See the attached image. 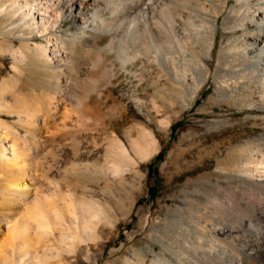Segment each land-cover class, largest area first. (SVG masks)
Wrapping results in <instances>:
<instances>
[{
	"label": "rangeland",
	"instance_id": "374dc122",
	"mask_svg": "<svg viewBox=\"0 0 264 264\" xmlns=\"http://www.w3.org/2000/svg\"><path fill=\"white\" fill-rule=\"evenodd\" d=\"M25 1L0 0V264L12 249L29 253L25 264H264V100L214 78L235 37L224 16L204 0L179 8L180 39L188 20L218 25L210 78L189 104L154 66L143 82L115 78V53L104 51L113 35L82 36L75 12L61 34L77 45L50 66L34 53L47 38L25 23ZM173 45L167 56L182 67L204 51ZM41 209L49 223L36 228Z\"/></svg>",
	"mask_w": 264,
	"mask_h": 264
},
{
	"label": "bare ground",
	"instance_id": "6f19581e",
	"mask_svg": "<svg viewBox=\"0 0 264 264\" xmlns=\"http://www.w3.org/2000/svg\"><path fill=\"white\" fill-rule=\"evenodd\" d=\"M33 1L26 0L18 8L21 11L24 10L25 23L34 26L38 33L47 38V45L37 46L34 53L40 52L41 57L46 58L50 66L55 59L63 63L67 58V51L74 50L75 45H77L78 36H74L71 38L73 40L69 39L68 41L61 34L63 22L75 12L81 21L82 36L89 34V31L111 33L113 35L109 44L104 47V51L106 55L111 52L115 53L114 59L115 62H118L117 67L115 64V78H118L124 72L143 82L147 70H150L149 66H154L161 75L168 78L174 87L179 88L177 89V92L179 90L178 95L189 104L194 102L195 97L210 78L211 70L208 61L213 58L212 48L215 39L214 31L218 26L217 20H203L204 22H201V24L188 20L187 27L184 29L185 32H182L185 33L184 40L180 39L181 36L178 38L177 35L179 29L177 22L180 20V15L183 14L182 12L180 14L179 10L184 9L185 12L189 10L187 4L191 0L187 4L185 3L186 0H181L176 6L171 5L174 8L177 7L173 8L174 10L167 4L168 2L171 3V0H147L146 3L144 0H94L95 5L91 12H87L86 0ZM205 1L211 6L216 17L224 16L223 29L235 35L231 38L230 44L225 45L219 51V63L216 71H214V78L221 81L225 76L230 77L235 80L234 85H242L251 90L252 93H254L251 89L252 86L256 87L264 100V0H234V5L227 12L226 9L230 0ZM203 5L204 8H201V10L204 9L205 11L207 6L205 3L202 4V7ZM201 10L198 9V11ZM106 11L110 13L111 18H106L104 14ZM117 21H120L119 25H117ZM251 26L257 29L251 31ZM240 32L241 34L237 36ZM167 40L169 45L165 43ZM172 44L175 45L176 51L179 50L182 55H186L188 47L191 45L198 46L202 44L204 51L199 56L200 59H196L195 62L187 60V65L182 67L178 64L176 58L167 56L169 52L167 48L171 47ZM25 48V52L32 50L30 45H26ZM22 55L21 58H23ZM24 55L26 54L24 53ZM102 56H100V59L98 58L99 62L104 60ZM134 68L138 69L134 70ZM191 80H193V84H191ZM222 82L225 81L222 80ZM174 90L176 93V89ZM99 97H101V94H99ZM98 105L102 106L101 102ZM27 118L25 119L29 121ZM10 151L13 157L21 156V148L19 147L11 146ZM26 158L23 159L28 163ZM259 164H264V158L259 161ZM54 185L55 189H53L61 192L60 183L56 182ZM14 187L18 190L19 185L17 184ZM8 188L14 196H18L19 191L11 187ZM46 214L47 212L44 214L42 211L36 215L38 221L36 228H42L43 224L45 226L49 223H46L49 219ZM44 221L45 223H43ZM19 251V249H12L6 261L10 264H25V257L29 253L27 252V254L25 253L26 256H22L18 254ZM1 259L3 260V257ZM42 263L41 258H37V261L32 264Z\"/></svg>",
	"mask_w": 264,
	"mask_h": 264
}]
</instances>
